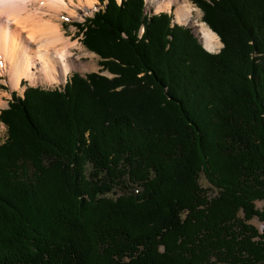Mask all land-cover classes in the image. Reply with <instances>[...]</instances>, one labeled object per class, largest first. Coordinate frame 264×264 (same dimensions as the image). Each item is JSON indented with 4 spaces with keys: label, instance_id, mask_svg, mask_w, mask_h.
Returning a JSON list of instances; mask_svg holds the SVG:
<instances>
[{
    "label": "trees",
    "instance_id": "1",
    "mask_svg": "<svg viewBox=\"0 0 264 264\" xmlns=\"http://www.w3.org/2000/svg\"><path fill=\"white\" fill-rule=\"evenodd\" d=\"M104 2L75 25L112 78L0 112V264H264V0H196L217 54Z\"/></svg>",
    "mask_w": 264,
    "mask_h": 264
},
{
    "label": "bare ground",
    "instance_id": "2",
    "mask_svg": "<svg viewBox=\"0 0 264 264\" xmlns=\"http://www.w3.org/2000/svg\"><path fill=\"white\" fill-rule=\"evenodd\" d=\"M73 0H0V73H8L14 82L23 79L32 85H53L63 81L69 71L78 69L72 49L79 43L66 39L55 20L61 13L76 17ZM90 10L96 0H76ZM157 2L155 13L174 8V20L190 24L205 50H218L216 34L204 23L190 0H148ZM72 6V7H71ZM195 21H194V20ZM173 21V20H172ZM202 46V47H203ZM18 84V83H17ZM4 104L0 99V108Z\"/></svg>",
    "mask_w": 264,
    "mask_h": 264
},
{
    "label": "rangeland",
    "instance_id": "3",
    "mask_svg": "<svg viewBox=\"0 0 264 264\" xmlns=\"http://www.w3.org/2000/svg\"><path fill=\"white\" fill-rule=\"evenodd\" d=\"M116 1L118 3L121 2V0H116ZM144 1H145V12H144L145 14H147L148 16L158 15L161 13L169 14L170 16H172V20H173L171 22V25H179L181 27L188 29L189 33H191L190 35H192L196 39L197 43L201 45V47L203 46V44L200 42V39L194 33L193 28L190 26V24L189 25L179 24L174 20V10H175L174 8H171V10L168 12L155 13V6L157 5V2L153 3V2H149L148 0H144ZM71 4L73 5L74 10L76 11V17L74 18L69 17L67 16V13L63 12L60 14L58 18L55 17V20L60 25L61 29H63L62 33L64 34V37L66 39L71 40L72 43H79L78 47L72 49L71 51L73 58H77V62L79 63L78 69L73 70L71 72L69 71V73L67 74L66 78L63 81H61L58 84H53V85H49V84L48 85H44V84L43 85H40V84L32 85L28 80L26 81V79H23L20 83V80L22 78L17 82L18 83L17 84L10 78V70L8 73H5L2 71L0 73V99H1V102L4 104V107L0 108V112L8 107V103L12 100V96L17 95L19 97H22L24 91L27 88H40L43 90L62 89L67 83V81L74 74H78L82 78H85V76L94 72V73L100 74L101 76L107 77L108 79L112 78V75H110L107 71H102V67L99 66L100 58L96 54L94 55L93 52H90L83 46L82 44L83 35L75 25V24H82L85 21V19L91 17L94 12L100 9H103L104 4L106 3L104 2L103 4H101V0H96V2L93 3V6L90 10H87L86 8H84L82 4L78 3L76 0L71 1ZM190 6H192L195 10L192 14L193 17L196 16L197 13H199L200 17H199L198 22L200 21L204 23L202 21L203 12L201 11L199 7H197L196 0H190ZM138 33H139V36L142 34L141 28ZM219 47L220 48L218 50H215L214 52L203 49L204 46L202 47V49L209 54H217L222 48L221 42L219 44ZM70 105L74 106V103ZM47 107L49 106L47 105ZM52 109H55V108H52ZM5 138H6V127L0 122V144ZM199 184L204 189H210L209 185L207 184L205 178L202 175L199 178ZM211 194H213V192ZM256 207L258 209L264 208V202H257ZM250 224L254 225L259 231L262 230V224L259 223L257 219H253L250 222Z\"/></svg>",
    "mask_w": 264,
    "mask_h": 264
}]
</instances>
